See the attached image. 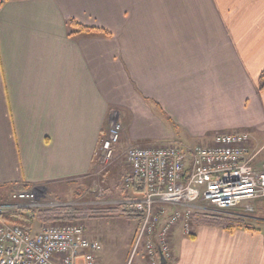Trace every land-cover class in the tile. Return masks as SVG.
Here are the masks:
<instances>
[{
	"label": "crops",
	"instance_id": "crops-1",
	"mask_svg": "<svg viewBox=\"0 0 264 264\" xmlns=\"http://www.w3.org/2000/svg\"><path fill=\"white\" fill-rule=\"evenodd\" d=\"M1 1L0 205L31 188L56 198L94 174L114 110L124 128L117 155L135 144H211L231 132L250 133L252 148L264 149V0ZM72 22L104 33H76ZM121 193L112 207L142 197ZM256 205L252 231L198 216L191 236L176 229L169 264H264ZM112 218L123 229L120 243L112 233V264H128L134 239L124 229L138 220Z\"/></svg>",
	"mask_w": 264,
	"mask_h": 264
},
{
	"label": "built area",
	"instance_id": "built-area-1",
	"mask_svg": "<svg viewBox=\"0 0 264 264\" xmlns=\"http://www.w3.org/2000/svg\"><path fill=\"white\" fill-rule=\"evenodd\" d=\"M123 130L120 113L112 111L96 154V174H104L119 159L116 149ZM251 143L250 133L231 132L217 134L211 144L128 146L123 158L129 170L120 187L143 190L141 198H127L123 204L139 216L132 256L143 254L149 264H161L162 254L170 262L173 232L180 228L191 236L196 216L238 208L253 213L255 204L264 201V163ZM40 191H14L10 203L0 205V264H99L102 245L87 235L81 222L41 224L34 232L4 220L21 209L63 206L46 201Z\"/></svg>",
	"mask_w": 264,
	"mask_h": 264
},
{
	"label": "rangeland",
	"instance_id": "rangeland-1",
	"mask_svg": "<svg viewBox=\"0 0 264 264\" xmlns=\"http://www.w3.org/2000/svg\"><path fill=\"white\" fill-rule=\"evenodd\" d=\"M121 151L123 152V149L120 150V153H122ZM258 151L260 152L258 159L261 163H264V149H259ZM98 170L100 171L99 166L98 168H96L94 174L90 175L89 177L81 181L73 182L71 185L69 184L68 187L60 188L59 192L55 193L54 195L56 198L50 197L48 192L43 189H41L40 191L41 197H44L45 200L49 202H54L62 205H71L75 207L88 206L98 209L106 208L109 206L112 207V198L116 199V201H120L121 199L122 189L120 188L119 181L122 175H124L129 170L124 161L123 153L119 155V159L117 160V162L112 165L111 168H109L104 174H96ZM256 206L258 207L257 215L264 219V201H258ZM254 212L245 213L243 211V208H238L232 211H227V213L219 212L215 215H222L230 218H241L245 219L250 224H254V220L252 218H248L252 217L254 214L256 215V213ZM89 220L90 219L81 223L88 232V235L92 239L99 241L102 247H104L106 252L105 263L112 264V246L115 244V242H112V239H114L112 238V233L115 236L120 237L118 239V243H120L121 237L123 235H120V233H122L121 230L123 229L118 225H122L121 220L118 218L113 219L112 216L95 218L93 219V221ZM127 225L129 226V228H126V230L124 229V231H130L132 233V238L134 239L137 227L131 223ZM255 226H257L258 228H264V224H255ZM39 227L40 224L36 223L32 226V230L34 232H37L39 230ZM140 259V255H136L133 257L131 251L130 257L128 259V264H139Z\"/></svg>",
	"mask_w": 264,
	"mask_h": 264
},
{
	"label": "trees",
	"instance_id": "trees-1",
	"mask_svg": "<svg viewBox=\"0 0 264 264\" xmlns=\"http://www.w3.org/2000/svg\"><path fill=\"white\" fill-rule=\"evenodd\" d=\"M2 1L0 0V8L2 7ZM71 27L76 30V33H104L102 30L86 28L76 23H71ZM259 87L261 91H264V71L259 79ZM138 192H143L142 188H136ZM28 190V189H25ZM117 214L120 217L128 218L129 220H139V216L131 210H128L124 205H118L115 207L106 208H92L88 206L75 207L71 205H63L58 207L43 208L40 210H27L21 209L14 212H10L4 216V220L24 227L27 230H31L32 226L38 224H51V223H69V222H83L88 219L112 216ZM198 220L206 221L212 225L218 226L229 232L238 228L246 230H254V227L248 223L245 219L230 218L222 215H198Z\"/></svg>",
	"mask_w": 264,
	"mask_h": 264
},
{
	"label": "water",
	"instance_id": "water-1",
	"mask_svg": "<svg viewBox=\"0 0 264 264\" xmlns=\"http://www.w3.org/2000/svg\"><path fill=\"white\" fill-rule=\"evenodd\" d=\"M160 261H161V264H167V261L162 254H160Z\"/></svg>",
	"mask_w": 264,
	"mask_h": 264
}]
</instances>
